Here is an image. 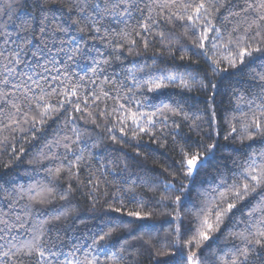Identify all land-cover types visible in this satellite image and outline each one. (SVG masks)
Returning a JSON list of instances; mask_svg holds the SVG:
<instances>
[{
  "label": "snow or ice",
  "instance_id": "6c2138e0",
  "mask_svg": "<svg viewBox=\"0 0 264 264\" xmlns=\"http://www.w3.org/2000/svg\"><path fill=\"white\" fill-rule=\"evenodd\" d=\"M145 137L178 159L94 155ZM78 195L106 205L90 243L60 236ZM0 202V264H264V0H0Z\"/></svg>",
  "mask_w": 264,
  "mask_h": 264
},
{
  "label": "trees",
  "instance_id": "16d2710c",
  "mask_svg": "<svg viewBox=\"0 0 264 264\" xmlns=\"http://www.w3.org/2000/svg\"><path fill=\"white\" fill-rule=\"evenodd\" d=\"M159 45L154 46L153 49H150L147 53L142 54L141 57H129L128 59L131 61H139L140 63L147 62L149 64L152 63L150 57L153 54L155 48H158ZM182 52L177 51L175 53L178 58L182 55ZM193 59H197L193 57ZM85 62H81L79 66L73 65V69L76 73L83 74L82 68ZM157 64L161 67L169 66L171 64V57L165 53V55L157 60ZM219 79V78H218ZM234 78L228 76L227 74H223V80L220 83L219 93L216 97V102L220 105L221 110H227L230 105L228 104L229 100V86L233 84ZM194 99L190 100V103H196L199 106L203 107V101L205 96L201 93L194 92L190 94ZM161 100H165V97H161ZM157 103L159 101H156ZM80 127L82 129H87L90 133L100 132L102 133V129H96L91 124H84L82 121L80 122ZM195 138V134H193ZM223 142V141H222ZM148 144V138L145 137L144 141L137 143L136 141H129L124 145L120 144H111L107 143L108 151L105 153L102 150H97L94 152L95 156H108L109 158H122L124 159L130 166L131 170L143 174L147 172L149 175H154L151 171L152 169H156L157 171L161 170L164 167H167L172 163L174 159H178L175 152L172 151L171 144L169 143L168 147L157 148L156 145H150L149 147H145L144 145ZM139 150L141 153L140 156H136V152ZM36 151V148H32L28 155L24 156L22 162L19 165L18 171L20 173L19 179L21 183H29L34 180H41L44 177V172L38 170L33 173L32 168L35 167L33 165H29L28 161L32 158L33 153ZM49 166L47 162H45L44 167ZM26 173L28 175H26ZM29 176L32 177V181L29 180ZM113 177L108 176L107 179L111 180ZM204 179L203 173L196 178L195 186H198L201 180ZM2 203V202H0ZM154 207V205H153ZM105 208L104 200L101 198L100 203L97 205L95 211H91L90 203L83 197L77 196L72 201V208L70 211L72 215L69 216V219L65 221L61 226L60 236L65 238L70 242L83 241L86 243H90V240L87 238L94 232L98 231V226L102 225L104 221L107 220V216H105ZM131 218L125 217V222H127ZM166 219L165 217H157L148 223H155L156 227L151 231L155 235L157 232H160L163 235V232L167 231L170 226L163 224L161 227V222ZM132 227H136L137 225H131ZM107 231V227L104 228ZM142 231H144L142 229ZM139 234V233H137ZM142 264H149V260L147 258V253L141 258Z\"/></svg>",
  "mask_w": 264,
  "mask_h": 264
}]
</instances>
